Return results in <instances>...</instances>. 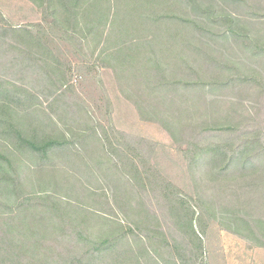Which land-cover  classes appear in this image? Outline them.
Returning a JSON list of instances; mask_svg holds the SVG:
<instances>
[{"label": "trees", "instance_id": "obj_1", "mask_svg": "<svg viewBox=\"0 0 264 264\" xmlns=\"http://www.w3.org/2000/svg\"><path fill=\"white\" fill-rule=\"evenodd\" d=\"M30 1L51 33L0 30V64L20 74L0 78V264H205L215 222L264 247V115L248 110L264 109V0ZM64 40L79 68L99 64V131L57 108L72 89ZM103 71L169 135L189 191L155 164L160 143L115 127ZM91 141L99 188L63 171Z\"/></svg>", "mask_w": 264, "mask_h": 264}, {"label": "rangeland", "instance_id": "obj_2", "mask_svg": "<svg viewBox=\"0 0 264 264\" xmlns=\"http://www.w3.org/2000/svg\"><path fill=\"white\" fill-rule=\"evenodd\" d=\"M218 1L223 2L221 0ZM228 10L232 11L231 8ZM92 18L93 17L88 16L86 11L83 18H80V21L88 25V19ZM95 19L98 21L96 26L99 27V13L97 12ZM48 20L52 21L46 7H39L30 0H0V30L11 26L35 24L41 25L46 31L51 33L47 22ZM83 22H81V24ZM82 26H85V24H82ZM64 41H57V44L66 54L67 58L64 59L67 60L64 61V68L71 74L72 89L70 90L71 92L69 91L63 96L64 101L61 104L58 103L59 106L57 108H65L68 112L81 110L83 115L86 116V119H88L87 122L93 121L97 123L99 131V120L102 121L104 125H108L110 117L107 113L108 107L106 103L102 102L101 97H99V93L103 94L100 91L102 85L99 84V64L90 63L85 69L79 68L81 66H77L68 51L70 46L69 42ZM77 43H83L85 46L94 45V41L91 40L87 42L79 41ZM8 67V62L5 63V58H2L0 64V78L10 80L20 75L16 73L15 70L8 69ZM102 73L101 79H103L105 84V94L107 93V95L110 96L112 102L110 110L115 127L129 134L143 136L160 143L161 145L155 156V164L165 175L181 186V188L189 191L190 179L188 178L186 165L182 157L175 151L169 135L158 125L141 121L136 109L118 92L113 74L110 71H103ZM31 76L33 79L35 75ZM27 83L28 81H26V84ZM247 99L249 100V97H247ZM80 101L81 103H79ZM260 102L264 104V101ZM259 105L260 104H254L253 106L252 103L248 101V110L250 114L254 115L260 109L261 115L263 116L264 109L258 107ZM244 114L246 115V112ZM89 115L92 117L91 120L88 118ZM70 122H73V120L71 119ZM80 122H82V120H80ZM91 164H93V166H91ZM63 171H65L67 175H71L77 179L79 176L82 177L86 185L85 187L87 188H99V182L91 179V175L99 174V144L91 141L89 144L86 143L81 154L73 156L72 159L68 156ZM67 178L72 183V186L76 183L74 178ZM65 179L66 177L62 176L58 182L64 184ZM202 261L205 264H264V247L254 246L251 242L246 241L242 237L221 228L218 222H215L208 227L206 252Z\"/></svg>", "mask_w": 264, "mask_h": 264}]
</instances>
